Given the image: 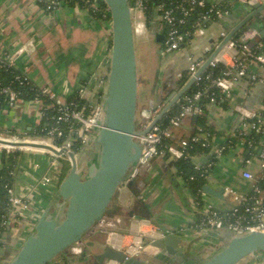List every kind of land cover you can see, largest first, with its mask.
<instances>
[{
	"label": "crops",
	"instance_id": "1",
	"mask_svg": "<svg viewBox=\"0 0 264 264\" xmlns=\"http://www.w3.org/2000/svg\"><path fill=\"white\" fill-rule=\"evenodd\" d=\"M210 1L222 4L225 0ZM251 10L250 5H238L225 18L208 24L204 34L169 56L162 68L158 67L162 44L156 40V35L162 36L158 28L152 25L145 26L141 32L134 31L137 109L148 108L170 98L179 89V74L183 69L187 70V56H209L222 40L221 32L228 33ZM132 15L133 22H146L142 12L133 11ZM262 19L264 10L250 19L246 28L264 30ZM246 28H241L236 34ZM110 36L108 17L96 16L89 8L77 4L70 6L62 3L49 11L36 0H0V54L12 53L14 65L23 76L61 101H66L79 87L83 88V96H80L86 103L98 94L102 98L104 87L100 84L106 80L108 71ZM224 53L228 58V52ZM260 98V84L251 86L245 80H240L234 85L231 96L220 100L224 104L208 105L205 121L213 142H225L231 130L238 126L240 117L235 105L242 104L252 109ZM42 102L21 99L13 109L1 108L0 135L8 139L35 138L28 132L39 122ZM196 120L191 115L184 118L174 130L172 140L194 134ZM233 142L237 144L236 139ZM261 143L264 144V137ZM94 150L93 141L81 149L78 160L82 166ZM12 152L18 153L12 188L14 194L21 198L22 204L16 212V227L7 231L1 241L6 260L11 258L41 213L49 206L62 179L61 158H56L44 149L0 146V166ZM204 154L202 162L208 160L209 152ZM247 154V149L241 151L239 145L228 147L205 184L215 190L223 185L239 191L247 190L248 182L241 176L243 158ZM174 161L160 155L143 167L132 186L116 192L109 204L104 216L114 217L112 227L100 228L95 224L84 237V242L92 244L85 246L83 255H66L67 260H59V263L92 264L93 255L99 253L104 244L117 250H128L141 240L143 250L138 256L149 263L200 264L224 244L229 231L216 233L195 226L194 209L189 200L192 192L187 190L177 174ZM250 168L256 172L254 162ZM205 193L206 200L217 206L224 207L232 203L223 194L218 198ZM167 235L180 240L172 247V253L152 244L154 240H162ZM79 257L84 258L80 260Z\"/></svg>",
	"mask_w": 264,
	"mask_h": 264
},
{
	"label": "built area",
	"instance_id": "2",
	"mask_svg": "<svg viewBox=\"0 0 264 264\" xmlns=\"http://www.w3.org/2000/svg\"><path fill=\"white\" fill-rule=\"evenodd\" d=\"M256 2L262 3L264 0H225L221 7H217V4L212 3L210 0H181L178 3L170 1L168 6L164 3L156 5L150 16L151 23L159 31L166 28V31L162 34V44L159 50L160 68L164 66L169 56L175 52H179L189 42L193 41L194 38L204 34L208 24L225 18L238 5L251 6ZM98 6V0H91L92 8L97 9ZM55 7V3H53L52 5H47L46 8L51 9ZM131 8L132 12L139 11L144 14L145 0H132ZM201 9L203 11L199 12ZM195 14L197 15L196 18L190 22L191 17L195 16ZM145 24L143 22H134V31L141 32L145 29ZM226 35L227 33L221 32L220 38L223 39ZM226 51L228 52V58L224 56V52ZM207 58L208 56L204 58L187 56L186 71L188 79L195 75ZM218 63L225 67L222 75L219 77L207 75L205 78H202L203 71L200 75L196 76L190 88V93L179 97L174 102L176 107L168 115L165 125L159 122L160 118L152 124L165 107L166 103L164 100L140 111V118L145 122L143 129L152 125L144 134L135 138L141 146L140 156L137 163L129 169L118 185L116 192H121L129 186V182L136 179L140 170L147 166L156 156L160 155H165L173 160H190L193 163V169L206 182L210 179V173L222 157L223 152L228 147L239 145L241 151L247 149L248 152L247 156L243 158L244 169L241 175L248 182L247 190L239 191L231 186L223 185L222 194L232 201L230 205L224 207L217 206L206 200V193L203 188L197 190L196 193H192L189 200L194 209L195 226L199 229H209L216 233L229 231L235 235L248 232L264 233V144L261 143L264 137V34L261 33V29L246 28L239 33L237 39L231 37L225 43L223 49L219 51L207 66H214ZM0 64L15 67L14 55L5 52L0 54ZM180 76L181 74H179L178 78ZM16 78L19 79L20 77L17 76ZM22 80L27 81L28 79L23 76ZM240 80H245L251 86L260 84L261 98L252 109L242 104L235 105L234 108L240 117L238 126L231 130L228 134L229 138L225 142L214 143L211 138L212 134L206 127L205 116L207 106L210 104L220 105L221 99L229 98L234 85ZM104 84L105 80L101 81V87H104ZM40 90L53 100L54 105H58L57 125L47 131L46 135L35 136L33 139H8L1 135L0 139L12 142L29 141L46 143L51 145L55 150L65 148L66 151L62 152L59 156L52 154L56 158H61L65 155V158L70 161L68 152L78 157L82 149L77 148L74 143L79 141L83 143V148L88 146L93 141L97 130L102 126V98L98 94L95 95L94 99H89L86 103L88 109L85 112L83 108L77 110L69 108L66 101L56 99L53 94H48V91L45 89L40 88ZM1 92L7 98V104L4 106L7 109L15 108L22 99L19 93L10 87H2ZM78 92L83 96L82 87H79ZM181 99L182 101L180 102ZM34 100L42 101L37 98ZM46 107L48 108V105ZM44 108L45 106L42 102L39 120L43 115ZM188 115L201 118L203 122L196 121L195 132L190 137L173 141L174 130L180 126L182 120ZM64 122H76L78 126L75 128L68 127L69 135L58 143L57 138L64 136V131L60 126ZM235 139L238 145L234 144L233 141ZM194 144L208 150L207 153L209 152V154L207 155L208 160L206 162H202L206 155L203 152L195 150L193 154L188 153ZM0 146L7 148L24 147L4 144H0ZM253 162L256 166V172L250 168ZM43 179L44 181H49L48 178ZM194 179H196L195 175L189 177V180ZM181 180L185 186L182 177ZM204 185L206 184L204 183ZM187 190L189 191L188 188ZM7 192L9 213L7 218L0 223V264H5L10 259H4L5 251L1 245V241L7 231L16 227L18 221L16 212L18 206L22 204L21 198L14 194L12 187H9ZM113 221L114 217L103 216L96 224L100 228L112 227ZM141 243L142 241L139 240L132 244L128 250L123 251L130 257H136L143 250ZM84 247V240L75 242L68 248L69 255L82 256ZM243 261L245 264H263V256L261 253L255 252L245 257Z\"/></svg>",
	"mask_w": 264,
	"mask_h": 264
},
{
	"label": "water",
	"instance_id": "3",
	"mask_svg": "<svg viewBox=\"0 0 264 264\" xmlns=\"http://www.w3.org/2000/svg\"><path fill=\"white\" fill-rule=\"evenodd\" d=\"M102 1L110 21V61L101 102L103 122L93 139L95 150L84 166L78 157L68 152L69 169L61 179L49 206L41 213L5 264H48L72 244L83 240L84 234L103 218L118 185L129 169L137 163L141 146L135 138L144 134L161 118L174 102L190 89L195 77L205 70L225 43L250 19L264 10V2L251 5L252 10L229 30L195 75L165 100V107L152 124L143 130H137L138 80L132 0ZM261 33L264 34V30H261ZM156 40L161 42L162 36L156 35ZM193 118L197 119L196 116ZM0 144L45 149L57 156L66 151L65 148L55 150L51 145L39 142H12L0 139ZM132 184L133 181L129 182V186ZM203 190L218 198L222 197V188L215 190L204 185ZM179 242L177 238L167 235L162 240H154L152 244L172 253V247ZM91 244L84 242L85 246ZM255 252L262 254L264 264V233L248 232L235 235L229 232L225 243L200 264H237ZM94 258L98 264L104 261L152 264L139 256L130 257L123 250L105 244Z\"/></svg>",
	"mask_w": 264,
	"mask_h": 264
},
{
	"label": "trees",
	"instance_id": "4",
	"mask_svg": "<svg viewBox=\"0 0 264 264\" xmlns=\"http://www.w3.org/2000/svg\"><path fill=\"white\" fill-rule=\"evenodd\" d=\"M180 2L181 0H145V9H144V15H145V23L147 27H151V13L153 8L160 4L164 3L166 6H168L169 2ZM40 6H43L46 10H52L47 9V5H52L55 3V6L57 7L59 4H67L70 6H73L75 4L80 5L82 7H87L91 10L92 14H95L96 16L105 15V17H108L106 15V6L103 3L102 0H98L99 6L97 9L94 10V8L91 7V0H40L38 1ZM222 4H217V7H221ZM198 11V10H197ZM196 11V12H197ZM203 11V9L199 10ZM193 15L190 19V22L193 21L196 18ZM109 19V18H108ZM264 22V19H262ZM249 25H245L244 27H248ZM166 31V28L162 29L160 31L161 34H163ZM238 34H234L232 36L233 39L238 38ZM162 43V42H161ZM225 67L218 63L214 66H207L202 73V78H205L207 75H211V77H219L224 72ZM19 76L20 78L17 79L16 77ZM23 75L16 69L14 66H7V65H1L0 64V108L6 106L7 98L6 96L1 92L2 87H10L14 91L18 92L20 97L24 100H31V99H39L43 101V104L45 108L43 109V115L41 116L38 124L31 128V130L28 132L34 136H44L46 135L47 131L54 128L57 125V117H58V111L57 107L58 105H54L53 100L46 94L42 93L40 88L35 86L33 83H31L29 80L23 81L22 80ZM188 81V73L186 69L182 70L181 76L177 80V88L182 87L186 82ZM191 88V87H190ZM193 88V87H192ZM79 89L75 90L66 100L67 105H69V108H73L75 110L83 108L85 112H87V106L86 102L83 98H81L79 92ZM191 89L187 90L183 95L189 94ZM182 95V96H183ZM220 99V98H219ZM182 99L180 100V102ZM220 104H224L223 101H220ZM48 105V108L46 107ZM176 105L175 103L168 109V111L159 119V122L162 125H165L167 123V117L170 115ZM197 122H203V119L197 118ZM61 128L64 131V136L57 138V142L60 143L63 139H65L68 135V127L75 128L78 126L76 122H64L61 125ZM145 126V122L142 120H139V122H136V129L142 130ZM77 148L81 149L83 148V143L77 141L74 143ZM195 150H198L203 153H207V149L201 148L199 145L194 144L192 148L189 149L188 153L193 154ZM17 152H12L7 155L6 158L3 159V162L0 166V223L2 220H5L7 218L9 213V205H8V192L7 189L9 187H12V179L14 172L16 170L17 166ZM60 162H62V178L66 174V172L69 169L70 163L69 161L63 156L60 159ZM173 166L176 169V172L178 175H180L183 178V181L185 182V186L192 192L196 193L197 190H201L204 186L205 180L197 174V171L193 169V163L188 159H179L175 160L173 162ZM191 175H195L196 179L189 180V177ZM134 182V181H133ZM142 210V206L140 207V211ZM108 211V210H107ZM106 211V212H107ZM60 257V261H66V253L62 252L60 255H58L56 258ZM84 257H79V259H83ZM48 264H60L59 262H55V260L49 262Z\"/></svg>",
	"mask_w": 264,
	"mask_h": 264
},
{
	"label": "rangeland",
	"instance_id": "5",
	"mask_svg": "<svg viewBox=\"0 0 264 264\" xmlns=\"http://www.w3.org/2000/svg\"><path fill=\"white\" fill-rule=\"evenodd\" d=\"M138 13H136V15H137ZM153 43V42H152ZM159 60H160V58H159ZM161 62V61H160ZM160 62H159V64H158V67H160ZM143 109H145V108H143ZM142 109L141 108H138V111H137V118H136V122H139V120H141V118H140V111H141ZM64 157H66L65 155H64ZM88 232H89V230H88ZM88 232H86V234H84V237L85 236H87L88 235ZM84 240V239H83ZM85 246V245H84ZM85 248V247H84ZM65 253H66V255H69V250L67 249V250H65ZM55 260V262H59V260H60V257L59 258H56V259H54ZM91 262H92V264H94V261H93V259L91 260ZM106 262V261H105ZM244 261L243 260H241L240 262H239V264L240 263H243ZM238 264V263H237Z\"/></svg>",
	"mask_w": 264,
	"mask_h": 264
},
{
	"label": "flooded vegetation",
	"instance_id": "6",
	"mask_svg": "<svg viewBox=\"0 0 264 264\" xmlns=\"http://www.w3.org/2000/svg\"><path fill=\"white\" fill-rule=\"evenodd\" d=\"M84 250H85V249H84ZM101 251H102V250H101ZM101 251H100V252H101ZM100 252H99V253H100ZM99 253L94 254V256L97 255V254H99ZM94 256L92 257V258H93V261H94V264H98V261L94 258ZM106 262L108 263V261H106ZM106 262L104 261L102 264H106ZM111 263H112V262H111Z\"/></svg>",
	"mask_w": 264,
	"mask_h": 264
}]
</instances>
